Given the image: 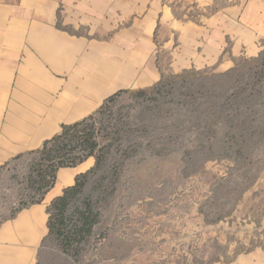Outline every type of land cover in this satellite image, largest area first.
<instances>
[{
    "label": "rangeland",
    "instance_id": "1",
    "mask_svg": "<svg viewBox=\"0 0 264 264\" xmlns=\"http://www.w3.org/2000/svg\"><path fill=\"white\" fill-rule=\"evenodd\" d=\"M159 70L146 97L97 115L103 161L38 264H264V46L225 70ZM17 156L0 166V224L41 195L39 153Z\"/></svg>",
    "mask_w": 264,
    "mask_h": 264
},
{
    "label": "crops",
    "instance_id": "2",
    "mask_svg": "<svg viewBox=\"0 0 264 264\" xmlns=\"http://www.w3.org/2000/svg\"><path fill=\"white\" fill-rule=\"evenodd\" d=\"M263 46L264 0H0V166L159 67L225 70ZM93 165L60 168L41 203L0 224V264H38L48 206Z\"/></svg>",
    "mask_w": 264,
    "mask_h": 264
},
{
    "label": "trees",
    "instance_id": "3",
    "mask_svg": "<svg viewBox=\"0 0 264 264\" xmlns=\"http://www.w3.org/2000/svg\"><path fill=\"white\" fill-rule=\"evenodd\" d=\"M181 76L182 75L179 77ZM158 87L159 84H155L152 86V89ZM123 92H129L132 95L139 97H146L148 91L145 89L119 90L106 98L103 104L94 113L73 123L63 124L62 130L59 133L45 140L43 145L35 150V152L39 153V159L35 163L34 171H37L36 175L40 177L41 185L39 190L41 195L36 201H33V203H41L44 200L46 192L54 186L56 182V174L60 168L77 166L90 157L96 159L95 166L88 171L79 174L76 177L75 184L65 188L62 195L54 198L48 206L49 232L46 239L53 234L57 236L64 235V238H69V236L67 237L65 235L63 225L66 211L72 200L83 191L89 175L100 167L104 158V154L101 153L99 143L95 137V132L97 133V130L99 129L95 126L97 115L102 114L101 112L106 104L113 100L115 95H119ZM27 206L28 205H25L22 208ZM91 229L92 225L83 230L90 232Z\"/></svg>",
    "mask_w": 264,
    "mask_h": 264
},
{
    "label": "bare ground",
    "instance_id": "4",
    "mask_svg": "<svg viewBox=\"0 0 264 264\" xmlns=\"http://www.w3.org/2000/svg\"><path fill=\"white\" fill-rule=\"evenodd\" d=\"M87 165V164H86Z\"/></svg>",
    "mask_w": 264,
    "mask_h": 264
}]
</instances>
